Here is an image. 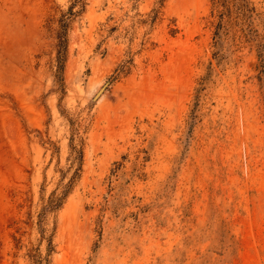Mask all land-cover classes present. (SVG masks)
<instances>
[{"label":"rangeland","instance_id":"374dc122","mask_svg":"<svg viewBox=\"0 0 264 264\" xmlns=\"http://www.w3.org/2000/svg\"><path fill=\"white\" fill-rule=\"evenodd\" d=\"M0 264H264V0H0Z\"/></svg>","mask_w":264,"mask_h":264}]
</instances>
